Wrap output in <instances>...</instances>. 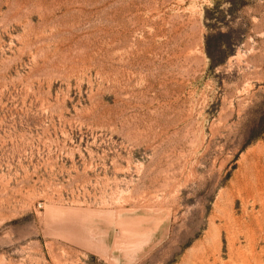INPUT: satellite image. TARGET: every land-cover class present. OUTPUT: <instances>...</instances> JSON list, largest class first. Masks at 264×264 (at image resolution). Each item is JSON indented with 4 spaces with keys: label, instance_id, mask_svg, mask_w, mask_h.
Instances as JSON below:
<instances>
[{
    "label": "rangeland",
    "instance_id": "374dc122",
    "mask_svg": "<svg viewBox=\"0 0 264 264\" xmlns=\"http://www.w3.org/2000/svg\"><path fill=\"white\" fill-rule=\"evenodd\" d=\"M0 264H264V0H0Z\"/></svg>",
    "mask_w": 264,
    "mask_h": 264
}]
</instances>
